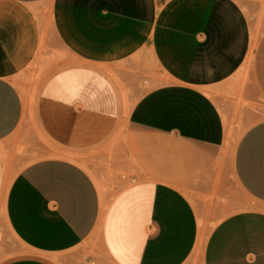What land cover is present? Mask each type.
Here are the masks:
<instances>
[{"label": "crops", "instance_id": "obj_1", "mask_svg": "<svg viewBox=\"0 0 264 264\" xmlns=\"http://www.w3.org/2000/svg\"><path fill=\"white\" fill-rule=\"evenodd\" d=\"M250 40L235 0H0L3 218L32 254L10 264H52L95 236L103 257L85 264H186L196 203L225 173L256 207L218 222L199 264H264V120L226 156L221 110ZM251 59L264 103V33Z\"/></svg>", "mask_w": 264, "mask_h": 264}, {"label": "rangeland", "instance_id": "obj_2", "mask_svg": "<svg viewBox=\"0 0 264 264\" xmlns=\"http://www.w3.org/2000/svg\"><path fill=\"white\" fill-rule=\"evenodd\" d=\"M235 1L245 14L250 26L255 32L256 40H258L264 33V0ZM245 70L243 71L244 74L242 72L237 78L235 84L237 90L230 91L224 96V106L221 108V110H224L226 107H232L230 114L232 120V134L228 140L229 142L224 141L226 156L233 152L238 140L247 129L258 121L264 120V103L252 89L249 71L248 69ZM247 71L248 73H246ZM145 83L146 82H142L140 84V88L143 91H146L149 88L148 84ZM31 114L32 113H30L29 117L31 131L37 136L38 141L45 148L46 156L60 154V152L51 147L48 142L38 134L32 121ZM117 143L118 137L116 135L113 136L105 146V175L108 182H112L117 176V172L112 170L111 166L116 162ZM23 166L24 165L21 167ZM220 183L221 187L219 186ZM220 183L217 181L216 184L218 186L214 188L213 194L199 197L200 202L196 203L198 216L205 221H202V231L205 234V238L208 237L213 227L225 216L234 212H242L256 207L255 203L245 196L240 188L237 187L230 173H225ZM112 188L113 186L111 189ZM116 188L119 189L118 187ZM219 189L221 190L222 195H220L221 192H218L220 191ZM229 199L232 201V212H230L231 208L228 207ZM31 256L32 254L25 250V248L8 231L3 218V205L0 203V264H10L16 260ZM89 256L103 257L99 250L97 236H95L91 244L86 242L73 252L58 257L51 256L47 259H50L52 264H70V262L74 264H85L84 259ZM199 258V256H191L186 264H199ZM60 260H62V262Z\"/></svg>", "mask_w": 264, "mask_h": 264}, {"label": "bare ground", "instance_id": "obj_3", "mask_svg": "<svg viewBox=\"0 0 264 264\" xmlns=\"http://www.w3.org/2000/svg\"><path fill=\"white\" fill-rule=\"evenodd\" d=\"M47 19V18H46ZM47 21V20H46ZM46 24V23H45ZM45 24H44V26H45ZM48 25H50V24H48ZM48 27V26H47ZM251 30H252V40H250V42H251V46H250V49H249V53H248V56H247V58H246V60H245V62H244V64H243V67L245 66V67H248V70H249V65H251L250 63H251V55H252V51H253V49L255 48V45H256V42H257V40H256V37H255V32L253 31V28L251 27ZM47 35H48V33H46ZM41 38H43V37H41ZM46 38V37H45ZM44 41V40H43ZM45 42V41H44ZM43 44H45V43H43ZM42 45V44H41ZM40 47H42V46H40ZM42 49H44V46L42 47ZM40 52H43V50L42 51H40ZM42 54V53H41ZM41 54L40 55H38L39 57L41 56ZM37 59V58H36ZM242 67V69H244L245 70V68H243ZM246 71V70H245ZM246 73H248V71L246 72ZM243 74H244V72H243ZM24 93H26L25 91H23ZM28 94V93H27ZM205 94L206 95H208V96H210L211 94L210 93H208V92H205ZM24 97H23V99H25L26 97H25V95L24 94H22ZM31 96V95H30ZM28 97V96H27ZM28 99H30V97L28 98ZM27 100V99H26ZM24 101V100H23ZM28 101V100H27ZM26 101V102H27ZM31 102V101H30ZM30 102H29V104L28 103H26V104H28V105H30ZM26 104H25V106H26ZM27 107V106H26ZM25 107V108H26ZM222 120H223V128H224V141L226 142V141H228L229 140V138L231 137V134H232V120H231V117L230 116H228V115H226V114H223L222 113ZM234 123V122H233ZM232 139V138H231ZM229 142V141H228ZM5 184V183H4ZM7 184H8V181H7V183H6V185L3 187V189H2V191H1V194H0V203L3 205V201H4V195H5V191H6V188H7ZM106 206V205H105ZM103 208H104V206H103ZM200 214V213H199ZM197 215H198V213H197ZM205 222L204 221V219L202 220L199 216H197V228H198V235H197V240H196V244H195V247H194V249H193V256H199V257H201V255H202V252H203V247H204V244H205V241H206V239L207 238H205V234L203 233V231H202V225H203V222ZM204 227V226H203Z\"/></svg>", "mask_w": 264, "mask_h": 264}]
</instances>
